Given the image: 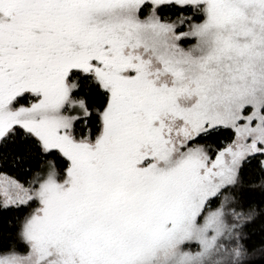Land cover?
Masks as SVG:
<instances>
[{
    "label": "snow or ice",
    "instance_id": "6c2138e0",
    "mask_svg": "<svg viewBox=\"0 0 264 264\" xmlns=\"http://www.w3.org/2000/svg\"><path fill=\"white\" fill-rule=\"evenodd\" d=\"M0 264H264V0H0Z\"/></svg>",
    "mask_w": 264,
    "mask_h": 264
}]
</instances>
